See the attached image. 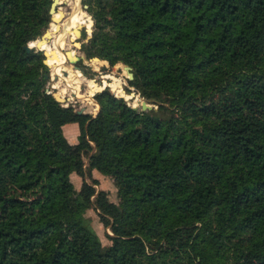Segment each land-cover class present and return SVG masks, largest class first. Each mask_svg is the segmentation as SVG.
<instances>
[{
	"label": "trees",
	"instance_id": "16d2710c",
	"mask_svg": "<svg viewBox=\"0 0 264 264\" xmlns=\"http://www.w3.org/2000/svg\"><path fill=\"white\" fill-rule=\"evenodd\" d=\"M81 1L94 21L81 50L130 66L156 108L108 88L95 116L60 105L45 94L44 53L24 48L52 0H0V264H264V0ZM82 154L118 205L74 188ZM90 207L113 233L107 247Z\"/></svg>",
	"mask_w": 264,
	"mask_h": 264
},
{
	"label": "rangeland",
	"instance_id": "374dc122",
	"mask_svg": "<svg viewBox=\"0 0 264 264\" xmlns=\"http://www.w3.org/2000/svg\"><path fill=\"white\" fill-rule=\"evenodd\" d=\"M77 1H79L80 5V21L78 22L80 27L78 28L79 25H77V23V26L73 30H79L80 34L78 36H74L73 40L71 38L72 34L66 35V45L64 46V49L61 50L62 52H65L67 57L68 55H70L71 57L75 55V60L71 62L67 58V61L63 64V66H60L59 64L57 65L59 68H54L55 65L46 64L48 68V75L46 74V78H48V81L45 87V94L50 93L51 95H59V99L56 101L60 105L71 106L76 111L89 113L93 116L96 115L99 109V105L94 99V94L104 88H108L115 96L123 97L129 105L139 108L141 106V102L145 101L147 104L156 108L154 104L149 103L145 98L140 96V94L135 90L134 87L130 86L129 80L133 79V72L130 66L122 63H117L116 65L111 66L106 60H101L98 57H86L84 52L81 50V46L84 43L88 42V40L91 38L93 33L94 21L90 13L85 10L87 8H85L82 1ZM59 8H61L62 10L64 9L62 11L64 12V20L61 23H55V25H60L61 29L67 17L72 15L73 1L69 2L68 0L66 2H62L59 5ZM52 23L53 22L51 20V22L48 24V27ZM87 25H89V31ZM60 29L58 30V33L60 32ZM52 42L53 37L48 43L52 44ZM45 44V42L41 44L42 49L44 48ZM31 47L32 49L34 48L38 50V48H36L34 45H32ZM39 51L44 53L43 50ZM70 51L71 53H69ZM94 58H97V61L99 63L97 61H92L94 60ZM125 66H128L130 68L129 72L132 73V78H130L127 71L124 69ZM69 72L72 73L70 74ZM76 85L78 88L76 87ZM91 86H94V89L90 94ZM127 90L130 92L128 93ZM128 98H133L135 101H129ZM61 130L64 137L70 144H76L78 142L79 127L77 123L65 124L61 127ZM82 160L84 163L83 168L85 170V175L83 176V178L75 172H72L70 174V180L74 188L79 191L82 187L83 182H87L95 189L94 195L91 197V200L94 199L96 194L103 191L110 202L118 205L120 202V198L118 196L119 194L116 186L114 185L113 179L110 176H106L100 173L96 169L91 170V174L89 175V171H87L88 156L82 154ZM93 179H95L97 183L94 184ZM98 212L99 211L97 209L90 207L86 210L85 216L89 218L90 224L99 236L102 245L107 247L112 243L110 237L111 235H113V233L111 232L110 227L105 226L100 220Z\"/></svg>",
	"mask_w": 264,
	"mask_h": 264
},
{
	"label": "bare ground",
	"instance_id": "6f19581e",
	"mask_svg": "<svg viewBox=\"0 0 264 264\" xmlns=\"http://www.w3.org/2000/svg\"><path fill=\"white\" fill-rule=\"evenodd\" d=\"M71 1H73V11H72V15L71 16H69V17H67V20H68V22L65 24V26H64V32H63V34L61 35V38L59 39V43H58V45H57V47H56V53H57V55H58V64L60 65V66H63V64L66 62V60H67V56H66V60H65V58H64V52H62L61 50H63L64 49V46L66 45V35H69V34H72V40H73V37L74 36H78L79 35V30H73L77 25H79V21H80V5H79V1H77V0H69V2H71ZM62 9L61 8H59L58 10H57V12L53 15V17H54V19L57 21V22H54V23H61L64 19H63V17H64V12H62L61 11ZM78 23V24H77ZM77 24V25H76ZM51 26V25H50ZM80 27V25L78 26V28ZM60 29V25H53V27H52V29H50V31H51V34L54 36L55 35V33H57L58 32V30ZM30 46H31V43L29 44ZM49 45H51V44H49ZM67 47V46H66ZM69 48V47H68ZM45 53H46V55H47V52L45 51ZM66 55V54H65ZM68 59H69V61H71V62H73L74 60H75V55L74 56H70V55H68ZM94 62H96L97 61V59L95 58L94 60H93ZM98 62V61H97ZM46 63L48 64V55H47V58H46ZM99 63V62H98ZM57 64V65H58ZM55 66L54 68H57L58 66ZM59 68V67H58ZM70 73V72H69ZM72 73V72H71ZM70 73V74H71ZM70 78H71V76H70ZM74 82V81H73ZM110 85V84H109ZM76 87H77V85H76ZM74 88V87H73ZM78 88V87H77ZM81 88V87H80ZM94 89V86L92 87L91 86V88H90V94L92 93V90ZM81 93V92H80ZM83 93V92H82ZM59 95H57V100L59 99V97H58ZM136 97V96H135ZM129 99V98H128ZM129 101H131V99H129ZM133 103H135V102H133Z\"/></svg>",
	"mask_w": 264,
	"mask_h": 264
},
{
	"label": "water",
	"instance_id": "95a60500",
	"mask_svg": "<svg viewBox=\"0 0 264 264\" xmlns=\"http://www.w3.org/2000/svg\"><path fill=\"white\" fill-rule=\"evenodd\" d=\"M62 2H66V1H62V0H52V3L50 5V9H49V13L51 14V20H52L53 23L54 22H57L54 19L53 15L57 12V10L59 8V5ZM85 7H87V6L85 5ZM52 37H53V35L51 34L50 25H49V27L44 31V33L41 35V37L38 40H36V44L34 46L36 48H38V50H43L41 48V44H43V42H45V43L50 42V40L52 39ZM24 48H25L26 51H30L32 49V47L29 44L26 45ZM44 55L47 58V55H46L45 51H44ZM44 63H46V59L44 60ZM124 69L127 71V73L130 76V78H132V73L129 72L130 68L128 66H125ZM133 107L135 108L136 106H133ZM140 107H141L142 110H146V109H151L152 108V106L149 105V104H147L145 101L141 102V106ZM78 113H81V112L78 111Z\"/></svg>",
	"mask_w": 264,
	"mask_h": 264
}]
</instances>
